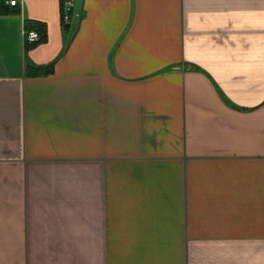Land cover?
<instances>
[{"label": "crops", "instance_id": "0c3cea01", "mask_svg": "<svg viewBox=\"0 0 264 264\" xmlns=\"http://www.w3.org/2000/svg\"><path fill=\"white\" fill-rule=\"evenodd\" d=\"M10 1L0 264H264V0Z\"/></svg>", "mask_w": 264, "mask_h": 264}, {"label": "trees", "instance_id": "16d2710c", "mask_svg": "<svg viewBox=\"0 0 264 264\" xmlns=\"http://www.w3.org/2000/svg\"><path fill=\"white\" fill-rule=\"evenodd\" d=\"M6 1L7 0H0V14L4 15L9 13L11 10L8 8V6L6 5ZM13 7V6H12ZM28 31L30 32L31 28H27ZM37 32L40 34V39L38 41H40L41 39H43L44 37V27L43 25H39L37 26ZM30 30V31H29ZM54 72V64L48 65V66H32V65H28L26 68V73L28 77H45V76H49Z\"/></svg>", "mask_w": 264, "mask_h": 264}, {"label": "built area", "instance_id": "2783aa9c", "mask_svg": "<svg viewBox=\"0 0 264 264\" xmlns=\"http://www.w3.org/2000/svg\"><path fill=\"white\" fill-rule=\"evenodd\" d=\"M17 0H11L10 5L15 6L17 4ZM70 11V7L67 8ZM26 41L29 43H34L40 39V34L37 31H30L25 33Z\"/></svg>", "mask_w": 264, "mask_h": 264}]
</instances>
